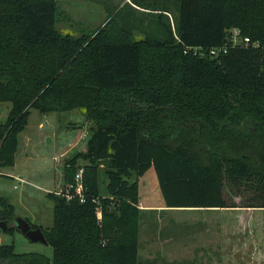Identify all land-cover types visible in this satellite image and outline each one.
Segmentation results:
<instances>
[{
    "label": "trees",
    "instance_id": "trees-1",
    "mask_svg": "<svg viewBox=\"0 0 264 264\" xmlns=\"http://www.w3.org/2000/svg\"><path fill=\"white\" fill-rule=\"evenodd\" d=\"M164 1L135 3L169 22H159V37L134 41L135 27L117 19L122 9L100 32L75 38L57 31L58 0H0V102L12 104L0 124V168L15 164L31 109H84L94 123L87 150L63 171L65 186L84 171L86 203L49 194L53 227L26 219L53 259L2 243L0 264H143L139 180L151 168L167 208L264 209V0ZM234 29L250 43L233 45ZM227 182L258 191L262 203L229 202ZM13 210L0 212L5 232L18 230Z\"/></svg>",
    "mask_w": 264,
    "mask_h": 264
},
{
    "label": "rangeland",
    "instance_id": "rangeland-1",
    "mask_svg": "<svg viewBox=\"0 0 264 264\" xmlns=\"http://www.w3.org/2000/svg\"><path fill=\"white\" fill-rule=\"evenodd\" d=\"M135 3L145 8H150L151 5L162 7L166 4L164 0H58L57 31L62 35L75 38L83 35L91 36L109 24L117 13L115 10L122 9L123 17L117 16V19L123 26L130 23L135 27L133 29L134 41L153 36L159 37V22L168 24V18H158L156 15L149 14L145 9L135 6ZM169 9L172 17L169 18L170 23L176 24L179 18L178 9L174 5H169ZM11 109V103L0 102V124L7 120ZM93 125L94 123L86 118L84 109L52 113H41L39 110L31 109L28 124L18 138L15 164L0 168V212H7L10 206L14 207L9 220L10 226H15L17 218H23L45 230L53 227L54 201L49 194H54L64 187L65 163L78 152L87 150L90 129ZM83 136L86 138L83 139ZM79 165L84 166V161H80ZM18 178H22L23 181ZM99 178L100 190L105 194L108 179L103 168L100 169ZM139 186L142 204L165 203L154 168L140 178ZM224 195L229 202L239 204V206L262 203L257 198L258 191L248 187H238L229 182L226 183ZM239 209L245 210L236 213L225 212L220 215L226 227L229 229L236 227L240 231L236 237L231 238L234 242L232 246L224 245L223 250L232 248V255H236L235 259L242 264L241 261L245 258L249 259L250 255L242 256V253L245 255L246 251L242 252L240 248L243 245L240 242H245L244 246H249L251 250L256 246L260 247L264 257V210L251 212L248 209L252 208ZM186 213L190 216L187 220L196 222L200 215H205L207 212L189 211ZM178 214L183 213L177 211L175 216H171V213L162 216L159 226L163 230L172 229L170 219L181 218L177 217ZM147 219L143 223L140 237L143 264H148L145 262L147 259L145 251L148 250L152 229L156 224L151 221L150 217ZM152 220L155 221V219ZM251 230L262 232V234L255 236ZM242 231L247 236H244ZM0 237L2 243L13 245L18 254L37 253L53 259L54 251L49 244L33 243L19 230L12 233L0 230ZM236 250L241 253L237 254Z\"/></svg>",
    "mask_w": 264,
    "mask_h": 264
},
{
    "label": "crops",
    "instance_id": "crops-1",
    "mask_svg": "<svg viewBox=\"0 0 264 264\" xmlns=\"http://www.w3.org/2000/svg\"><path fill=\"white\" fill-rule=\"evenodd\" d=\"M141 204L139 207L143 211V221L140 229V237L143 223L150 217L153 223V232L148 250L146 252V263L150 264H239L235 256L232 255V248L223 250L225 246H232L234 243L231 238L236 237L240 232L236 227L229 229L223 224V218L220 214L229 212L236 213L245 209H171L164 204ZM254 210L264 209H248ZM180 211L183 214H178L181 217L176 220L170 219L172 229H162L159 224L162 216H175L176 212ZM189 211L207 212L205 215H200L196 222L187 220ZM173 212H175L173 214ZM210 213V214H208ZM173 214V215H172ZM176 217V218H177ZM152 219H155L152 220ZM181 220V221H180ZM168 221V220H167ZM166 228V226H164ZM243 233V231H242ZM255 236L261 235L262 232L251 230ZM244 234V233H243ZM264 234V232H263ZM244 236H247L244 234ZM243 245L242 252L246 251L247 257L242 260V264H264V257L261 248L256 246L252 250L249 246H244L245 242H240ZM237 248V247H236ZM141 249V239L139 238V256L143 261ZM237 252V250H236ZM248 252V253H247ZM230 253V254H229ZM241 252H237L240 254Z\"/></svg>",
    "mask_w": 264,
    "mask_h": 264
},
{
    "label": "built area",
    "instance_id": "built-area-1",
    "mask_svg": "<svg viewBox=\"0 0 264 264\" xmlns=\"http://www.w3.org/2000/svg\"><path fill=\"white\" fill-rule=\"evenodd\" d=\"M231 34H232L231 41L233 45H248L250 43V40L248 38H243L240 34V31L237 29L232 30ZM224 51H226V48L213 49L211 51V54L213 56H216ZM82 138L84 139L86 137L83 136ZM1 146H2V141L0 140V148ZM18 180L23 181L22 178H18ZM54 194L59 197L65 198L67 201L78 200L81 204L86 203L85 186L83 182V170L78 171V173L76 174L74 184L67 186L64 185L62 189L55 192ZM97 216L99 221H101L102 212L100 208L97 209ZM1 243H2V239L0 237V244Z\"/></svg>",
    "mask_w": 264,
    "mask_h": 264
},
{
    "label": "water",
    "instance_id": "water-1",
    "mask_svg": "<svg viewBox=\"0 0 264 264\" xmlns=\"http://www.w3.org/2000/svg\"><path fill=\"white\" fill-rule=\"evenodd\" d=\"M7 223L5 221L0 222V230L5 232L7 229ZM11 228H17L20 230L31 242L37 243L42 242L48 244L47 238L41 228L33 229L31 224L23 218H17L15 226H10Z\"/></svg>",
    "mask_w": 264,
    "mask_h": 264
}]
</instances>
